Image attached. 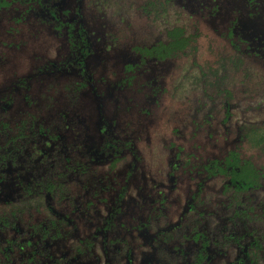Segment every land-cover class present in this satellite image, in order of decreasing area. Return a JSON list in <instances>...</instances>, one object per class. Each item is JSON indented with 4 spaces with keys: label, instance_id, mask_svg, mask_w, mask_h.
Instances as JSON below:
<instances>
[{
    "label": "rangeland",
    "instance_id": "obj_1",
    "mask_svg": "<svg viewBox=\"0 0 264 264\" xmlns=\"http://www.w3.org/2000/svg\"><path fill=\"white\" fill-rule=\"evenodd\" d=\"M40 1L0 0V118H8L12 126L24 119L41 121L48 135L61 130L63 140L48 143L47 153L41 156L43 148L38 145L31 159L43 167L52 161L54 174L66 173L67 165L72 167L76 177L71 183L70 200L58 204L60 213L73 218L72 227L65 225L64 230L69 231L64 240L51 246L50 259L41 256L28 260V254L24 257L17 252L8 259L1 249L7 244L4 240H0V259L6 256L11 264H52L55 257L66 264H127V246L133 250L131 264H192V256L186 260L179 253L186 247L183 241L191 235L189 228L171 230L182 232L179 244L155 242V247L165 243L173 251L167 259L157 253L152 261H146L153 247L138 226L153 206L161 207L162 217L151 224L150 233L165 223L176 222L202 182L194 197L197 210L185 218L187 222L195 217L205 220L213 236L210 240L222 243L209 264H228L237 253L232 241H224L233 233L232 225L241 240L250 226L262 228L257 218L264 208V177L262 186L241 195L242 200L250 201L251 214L256 212L254 225L244 227L235 221L223 227L221 219L229 210L227 194L221 193L224 176H209L204 165L219 158L222 166L223 156L235 148L236 142L242 145L237 137L245 129L259 126L264 130V0H43L54 2L59 19L79 18L90 36L93 45L86 69L92 87L83 74H78L80 71L66 67L73 53L65 28L60 26L55 31L60 23L47 15L39 18V8L45 10ZM253 21L258 23L254 25L257 35L247 27ZM174 26L182 27L185 35L195 36V50L177 53L169 63L137 57L136 47L166 40V29ZM128 59L139 65L135 69L140 72L128 71ZM51 63L57 66L53 68ZM83 81L88 88L71 91L73 84L75 87ZM226 90L230 93L228 113L223 105ZM68 106L72 111L74 108L79 119L67 116L62 126L60 115ZM99 114L108 119L117 153L96 160L91 151L107 136L100 131ZM240 149L241 156L264 169L263 150L248 142ZM134 154L139 162L130 165ZM66 155L70 156L68 161ZM173 161L180 165L174 167ZM21 168L24 174L20 175L25 179L37 177L35 170ZM92 178L96 184H89ZM122 186L126 187L125 195L116 212L113 198ZM94 188L98 193L93 194ZM5 189H0V197L12 199L14 192L7 195ZM19 194L15 203L24 197ZM89 199L94 202L91 206L85 204ZM110 214L117 223L115 234L96 229ZM259 221L262 224V217ZM12 236H16L12 227L2 235ZM85 236L95 238L91 254L78 259L80 255L69 253L68 259L60 258L61 252H71V246L81 244ZM245 237L241 244L252 242V235ZM117 239L122 241V249L116 251L109 246L104 250L105 243ZM257 261L264 264L262 253Z\"/></svg>",
    "mask_w": 264,
    "mask_h": 264
},
{
    "label": "flooded vegetation",
    "instance_id": "obj_2",
    "mask_svg": "<svg viewBox=\"0 0 264 264\" xmlns=\"http://www.w3.org/2000/svg\"><path fill=\"white\" fill-rule=\"evenodd\" d=\"M40 2L41 4L43 2V5L45 7V10L41 8H39L38 10L40 13L39 15L40 19H43L44 16L47 15L48 18L52 19V21H55L58 23L62 21L63 22L69 21V20L64 21L63 19H59V15H58L57 10H55L56 8L54 6L53 1L51 4L43 0H41ZM48 4H50V6ZM51 6H54V15L50 14L49 8ZM259 13L260 12L258 11L257 14ZM262 22H264V9L262 11ZM248 23L249 24L247 25V27H248L249 32L257 35V29L254 30V25L257 27L258 23L255 21L248 22ZM79 24H81V22H79ZM237 24H238V21H237ZM63 28H65L67 38L69 39L70 46H71L72 53H73V56L70 62L67 61L68 64L66 67L70 70H73V72L80 71V73L78 74H83L84 77L87 78V81L89 85L91 86L92 85L91 79L86 69V64L89 60V56L92 53L93 44L91 42V38L87 34L85 28L83 27L82 30L86 33V39H87L88 46L90 49V52L87 53L86 56H84L83 54L79 53V48L77 51L76 49H74V48H77V46H75L70 41V38L68 36L67 26H64ZM73 29L78 30L79 26L77 25ZM169 29H166V35H167L166 40H162V39L157 40L155 41L156 43L152 42L150 45H147V47L156 45L159 43V41L168 42L169 36H168L167 31ZM55 31H57V28H55ZM261 34L262 36H264L262 32ZM77 36H80V35H77ZM235 49L239 50L238 47H236ZM183 52L185 53V50H183ZM170 58H171V55H168L162 59L156 58V57H150V58H147V60L153 61V63H156V62L169 63L170 61H168V59ZM127 62H130V59H128ZM130 64L131 66L128 67V71H131L132 73V71L135 70L136 71L135 74L140 72L138 71V69H135V66H137L136 68H138L139 66L138 64L133 65L131 62ZM50 65L53 68L57 66L54 63H51ZM136 78H138L137 75H136ZM86 83L87 82H84V81L79 82V84L76 85L75 87L73 84L71 91L73 92V89H75V92L78 91L79 89L82 91L83 89L88 88L86 87ZM114 85L116 84L114 83ZM91 89H92L91 92L93 94L96 93L95 88H91ZM86 92L83 91V93H86ZM219 94L220 93H218V95ZM225 94H228V95L225 96L226 100L223 105H224L225 110L228 113V110L230 109V104L228 103L230 93L229 91L226 90ZM109 95L110 94H108V96ZM98 96L100 97V99L102 98V95H98ZM72 105L73 103L70 104V106ZM73 111H74V108H73ZM73 111L68 106L66 110L61 112L60 116H62V119L60 118L61 122H60V119H59V122L61 123L62 126L66 125L64 121L66 120L67 116L72 117L74 119H79V117L74 115ZM73 116H76V117H73ZM99 116H100V119H99L100 124L102 123L101 126L99 127L100 131H102L108 137L106 136V138H104L103 136L104 138L103 144L100 147L95 148L94 150L91 151V154L94 155V158L96 160H98L99 157L106 158L108 156H111L113 153H117V151L114 149V145L112 144L113 139H111L109 135L110 134L109 130H111V126L108 124V119L106 120L101 114H99ZM103 118L104 120H102ZM7 119L8 118H5L3 116L0 118V139L3 137V140H2L3 142L0 143V189L2 190L4 187H7L8 190L5 189L7 191V195H10L11 192H14V195L12 199L7 196L3 198L0 197V202H1L0 204H2L0 206V240H4V242L7 243L5 246L1 247V249L7 255L8 259L12 253H16V252L19 254V256H24V257L28 254L30 256L28 260L36 259L41 256H44L45 258L50 259L51 255H49V253H51V250H50L51 246L55 242L64 240L66 237L65 233L69 231L68 229L67 231L64 230L65 225L67 224L68 228L72 227L73 218L71 216L60 213L58 211V204L60 202L63 203L65 200L67 201L70 200L71 195L69 194V192L72 186L71 183L76 177V174L73 173L72 171L73 169L69 165L66 166V170H67L66 173L54 174L55 171L54 173L52 171V168H53L52 161L49 162V164H46L45 167H43L42 165H40V163L37 165L36 161L31 159V154L36 152V147L38 145L41 148H43V150L39 152L41 156L42 154L45 155V153H47L48 150L46 148L50 147L48 143L53 142L54 140H57V139L63 140V134L61 133V130L57 132L56 134L48 135L49 131L46 128L47 126H44L41 123V121L28 120L31 122H27V120L24 119V121H22L20 124L17 123L16 125L12 126L10 124V121H8ZM255 127H259V126H255ZM259 128H262V127H259ZM249 129L250 127L245 129L241 137H237V141L238 142L241 141L242 145L236 142L235 148L233 149L237 151L239 154L242 150V149L239 150V148L244 146L245 142H248L249 144H252L254 147H258L261 151L263 150L264 152V141L261 143L262 145H258L254 143L253 141H251V139H249L246 135L244 136L245 132H248ZM262 131L264 132V130ZM45 138H47V140H45ZM106 152L107 154H105ZM136 157H138L137 154H134L132 158L133 161L131 162L130 165L138 164L139 161L136 159ZM68 158H70V156L68 157L66 155V158L64 159L68 161ZM243 158H249V157L244 156ZM17 159H20V160L18 161ZM211 160H214L216 162L215 163L216 166H212L213 170H209L208 168H206V164H205L204 168L206 169V173H208L209 176H218V175L224 176L223 177L224 182L222 185L221 193L227 194V199H228L227 206H229V210L225 211L227 216L221 219V226L225 227V225H228V224L232 225V223L235 221L237 222V224L241 223L244 227H247L248 224L254 225V222L252 221L255 218L256 212L251 214V210L253 207L250 206V204H247L250 201L242 200L241 195L244 192L255 191L256 189H258L259 186L263 185L262 179L264 177V169L257 166L256 163L253 162V160L250 158L252 164L258 167V173H257L258 175H256L258 182L254 183V185L252 186H249V185H245L240 180L234 178L235 174H232V170H231L232 165H228L224 173L219 171V169L225 166L224 157L222 161V164H223L222 166L220 165L219 158H214ZM100 162H103V160H100ZM171 163L174 167L180 165V162H176V161L175 162L173 161ZM21 167H23L24 171L26 167L27 169L29 168V171H31V169L35 170L34 174L37 177L25 179L23 176L20 175V174H24L23 171L20 170L22 169ZM43 168H45V172H43ZM37 169L39 173L36 172ZM83 169L85 170V168ZM236 170H239V168L237 167ZM133 173L135 174L134 168H133L132 174ZM7 174H14V175L7 176ZM37 174H40V175H37ZM81 175L84 176L85 174H80V177ZM91 180H92V183L90 182L89 184L97 183L94 181V178H92ZM201 184L202 182L198 184V189L195 190L194 192L195 194L189 198V200L187 201V205H185L184 207V213L180 216V218L176 222L167 223V225L165 223V226L160 228L157 232L150 233L149 230L151 228L150 227L151 224H155L156 220L162 217L160 206H159L160 208L153 206L152 207L153 209H150L152 211H149L146 214L145 221L140 222L138 226L140 234L142 235V237H144V239L147 242H149L150 244L152 243L151 247H153L152 248L153 252L151 253V255L145 258L146 261H152L153 257H155L157 253L164 255L162 256L164 257V259H167L168 255L173 254V251H170V249L167 248V244L161 243L160 245H157L156 247L154 246V244L155 242L159 243L162 241H166V242L174 241L175 243L179 244L181 239L183 238V235L181 234L182 232H179V233L172 232L171 230H174V229L182 231V230H186V228H189V230L191 231V235L188 237V239L183 241V242H186V247L182 248V251H179V253L186 260H188L187 258L188 256H192L193 258L191 261L193 262L192 264H209L213 260V254L215 253V251L218 253L220 252L219 244H222V243H220L219 240L217 239L210 240V238L211 237L213 238V236L209 235V231L207 229L208 223L205 220H202L199 217H195L198 219L194 218V220L192 219L191 222H187L185 218L186 214L194 213L197 210L195 206V202H194V197L200 191ZM122 187L123 188H121L118 191L117 198L116 199L113 198V209L116 212L120 210L119 205H121L120 202H122L123 197L125 195L126 187L124 186ZM93 191H94L93 194L98 193L97 188H94ZM17 193H20L18 196L23 195L24 197L22 198L21 201H19L18 203H15L14 198H16ZM55 200H57V202H55ZM93 203L94 202L89 199L87 200L85 204L88 206H91ZM263 203H264V200H262V205H264ZM5 205L8 207L7 210L2 208ZM232 207L235 208V211L233 210ZM73 208L75 207L73 206ZM27 211L28 212L35 211V212H33L32 214L25 213ZM116 212H115V215H116ZM112 213L114 212H111V214ZM111 214L108 218H106L107 220L104 222L101 228L99 226V228H96V229L100 230L101 232H107V233L114 232L113 234H115L117 232V227H116L117 223H115L114 221L115 216H114V219L112 220ZM23 215H25V217H22ZM40 215H42L41 218H40ZM259 217L260 218L262 217V224L259 221ZM257 223H259V225L262 226V228L258 229V228L250 226V229L247 230L245 233H243L244 236H241L243 237V240H244V238H247L245 237L246 235L247 236L252 235V242L251 241L247 242V244H241L243 243V240L240 239V235L237 236L234 233V231L236 232V228L232 225L233 233L229 234L227 236V239L224 241H232V244L237 248V253L234 256V259L232 261H229L228 264H256L258 262L257 260L259 259V256L261 255V253H262V259H264V208H262V216L260 215L257 218ZM10 227H12L13 232L16 233V236H12L11 238L2 237V235H5L7 229ZM211 235L213 234L211 233ZM260 240H262V244ZM95 243H96L95 238H93L92 236H85L82 238L81 244H78V246L76 245L71 246L72 247L71 252H66V251L61 252L60 258H62V260L68 259V257L66 256H68L69 253H72V254L75 253L76 257L80 255V258L78 259H81V257L84 258L86 254L92 253L95 247ZM121 243L119 242L118 239L116 241L111 240L108 243H105L104 250H106L109 246H114L116 251H118L119 248L120 249L123 248V244L120 245ZM211 247H213V249H211ZM126 252L128 256L126 262L127 264H131L132 263L131 254L133 250L131 249V247L126 246ZM7 257L4 256V259L3 260L0 259V260L4 264H11L12 261L6 262ZM2 262H0V264H3ZM84 263L85 262H80L79 264H84ZM52 264H66V263L61 262V260L55 257V262ZM183 264H187V263L185 262Z\"/></svg>",
    "mask_w": 264,
    "mask_h": 264
},
{
    "label": "trees",
    "instance_id": "obj_3",
    "mask_svg": "<svg viewBox=\"0 0 264 264\" xmlns=\"http://www.w3.org/2000/svg\"><path fill=\"white\" fill-rule=\"evenodd\" d=\"M50 6V4H48ZM50 14L54 15V6L49 8ZM52 20V19H51ZM76 21L80 22L79 18L74 19L73 21L68 22H60L56 28L62 26H67L68 36L70 41L77 46L76 51L79 48V53L83 54L84 56L90 52L88 42L86 39V33L82 30L83 27L81 24L78 25ZM79 26L78 30L73 29L75 26ZM61 29V28H59ZM169 41H159L158 44L152 45L150 47L147 46H138L136 47V51L138 53V57L140 60L144 61L150 57L156 58H165L168 55H176L183 50L186 51H193L196 48L195 43V36L191 34L185 35L184 30L179 26H174L170 28L168 31ZM80 35V36H77ZM129 65V64H128ZM131 66V64L129 65ZM262 128L259 127H250L248 132H245L244 136L246 135L251 141L258 145H262L261 143L264 141V132L262 133ZM224 167L219 169L220 172L224 173L228 165H232V174H235L234 178L240 180L245 185L252 186L254 183H257V176L258 175V167L254 166L250 160V158H243L240 153L238 154L237 151L234 149L230 150L225 156ZM216 162L214 160L209 161L206 163V168L209 170H213L212 166H216ZM239 170H236V168ZM256 181V182H255ZM256 260V259H255ZM254 260V261H255Z\"/></svg>",
    "mask_w": 264,
    "mask_h": 264
}]
</instances>
